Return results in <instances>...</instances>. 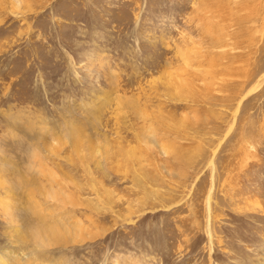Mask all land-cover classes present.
<instances>
[{"label": "rangeland", "instance_id": "1", "mask_svg": "<svg viewBox=\"0 0 264 264\" xmlns=\"http://www.w3.org/2000/svg\"><path fill=\"white\" fill-rule=\"evenodd\" d=\"M264 264V0H0V262Z\"/></svg>", "mask_w": 264, "mask_h": 264}, {"label": "bare ground", "instance_id": "2", "mask_svg": "<svg viewBox=\"0 0 264 264\" xmlns=\"http://www.w3.org/2000/svg\"><path fill=\"white\" fill-rule=\"evenodd\" d=\"M0 264H6L5 261L0 262Z\"/></svg>", "mask_w": 264, "mask_h": 264}]
</instances>
